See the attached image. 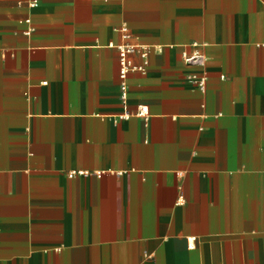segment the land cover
Returning a JSON list of instances; mask_svg holds the SVG:
<instances>
[{
	"label": "crops",
	"instance_id": "crops-1",
	"mask_svg": "<svg viewBox=\"0 0 264 264\" xmlns=\"http://www.w3.org/2000/svg\"><path fill=\"white\" fill-rule=\"evenodd\" d=\"M36 1L0 0V264H264V0Z\"/></svg>",
	"mask_w": 264,
	"mask_h": 264
},
{
	"label": "built area",
	"instance_id": "built-area-1",
	"mask_svg": "<svg viewBox=\"0 0 264 264\" xmlns=\"http://www.w3.org/2000/svg\"><path fill=\"white\" fill-rule=\"evenodd\" d=\"M28 6L30 8H35L37 6L36 0H27ZM28 25L31 24V19L28 18L26 20ZM34 29L31 27L25 33L27 36L32 34ZM120 31L123 34V43L115 46V49L119 55V67H118V76L121 82V94L122 99L125 100L127 97V80L131 74H140L146 75L149 67V57L152 52L159 51L157 50L159 47H152L140 43H130L132 40V35L130 34L128 28L126 26L122 27ZM138 57L141 60V64H136L134 58ZM184 62L187 65L195 66L202 70V73L199 74H191L187 77V80L190 84L194 85L201 91H205L206 84L208 81V76L205 72L207 59L200 53L194 54H183ZM149 113L148 108L144 106H140L138 108V113L136 116L147 119Z\"/></svg>",
	"mask_w": 264,
	"mask_h": 264
}]
</instances>
